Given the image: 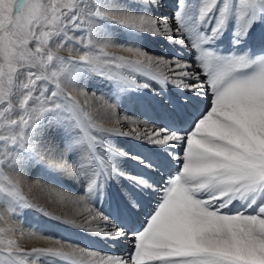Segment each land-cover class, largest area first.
I'll use <instances>...</instances> for the list:
<instances>
[{
  "label": "snow or ice",
  "instance_id": "1",
  "mask_svg": "<svg viewBox=\"0 0 264 264\" xmlns=\"http://www.w3.org/2000/svg\"><path fill=\"white\" fill-rule=\"evenodd\" d=\"M177 3L173 33L168 19L142 12L137 0H0V204L16 218L27 211L46 215L23 194L27 178L45 181L47 194L63 200L66 180H82L87 196L100 198L115 175L129 182V194L115 217L98 218L112 224L105 235L134 240L128 260L104 258L70 241L25 250L9 226L0 228V264H264V0ZM80 32L86 35L77 39ZM181 32L191 39L206 84L185 83L198 77L174 61L180 71L173 70V82L193 94L168 110L169 123L137 137L143 152L105 145L96 133H122L103 128L87 110L85 81L105 79L118 101L133 87L149 89L133 74L148 75L153 63L171 64L136 42L163 34L183 44V36L176 39ZM226 34L230 50L221 54L211 45ZM70 89H78L79 98ZM208 89L210 103L201 110ZM177 146L182 157L170 151ZM116 156L142 171H120L111 163ZM145 198L151 208L141 221L136 217ZM89 216L87 223L97 219L91 210ZM0 221L8 224L3 215ZM29 237L53 239L39 228Z\"/></svg>",
  "mask_w": 264,
  "mask_h": 264
},
{
  "label": "bare ground",
  "instance_id": "2",
  "mask_svg": "<svg viewBox=\"0 0 264 264\" xmlns=\"http://www.w3.org/2000/svg\"><path fill=\"white\" fill-rule=\"evenodd\" d=\"M172 1L173 0H137V3L142 5L141 11L147 15L160 20L168 19L170 27L172 28L173 33H175L178 25L175 23L174 16H171V8L176 7V4L172 3ZM82 35L86 34L84 32L77 33V39H79ZM186 35L187 33L181 32L176 35V39L179 40L180 37L183 36L184 43L182 45H184V51L190 55V60L182 58V55L180 57L172 56L174 54L173 50L166 45V41H170L167 36H164L163 34L149 35L151 40L158 39L157 43H155L158 44V46L156 48L153 46L154 43L152 41H147L146 47H141L142 50L147 52L148 55L154 59H162L169 62L171 64V68L168 64L164 65V63H161L156 65L153 63V66L157 67L165 74H158L152 70L148 75L133 74L139 84L148 83L150 85L147 90H136L135 87H133V90L125 99L118 101L111 97L108 100L101 95V90L98 93L92 87L90 88V80L85 81L91 105V107L87 110L92 112V115L96 119L97 123L102 125L103 128L117 129L119 133H122L121 135L110 134L108 132L96 133L98 138H100L105 145H111L114 150L122 149L123 151L131 154L143 152L144 141L138 139L137 137L142 136L145 131H151L154 128H158L161 125L169 123L168 116L170 113L168 110L176 107V102L181 97L193 94L183 88H178L173 82L177 80V77L173 72L175 69L174 61H181L189 65V67L183 70L195 73L198 77V80L183 78L185 83L191 84L200 82L206 84V78L203 70L199 67V63L196 60V56L198 54L196 53V50L192 48L190 40L188 39L189 37L187 38L188 35ZM228 40V36L225 35L222 39L217 40L213 44V47H218L220 48L219 50L229 51L230 43ZM123 42L124 41H118V43ZM139 45V41L136 42L135 46L140 47ZM172 45L175 44L172 43ZM68 46L69 45H66V47ZM70 46L73 48L77 47L74 44ZM107 50L118 55H130L119 47H110ZM60 51L69 53L65 49H61ZM153 51L161 52L163 54L159 53L160 55L158 56L154 54L155 52ZM72 54L78 56L81 53L73 51ZM164 54L169 55V57ZM175 71L178 72L180 70L175 69ZM153 76H155L156 79H152L151 77ZM160 79H166L168 83L166 85H162L159 83ZM105 90L106 92L108 90V93H110L109 87H106ZM70 91H72L74 96L79 98L78 89H70ZM201 91L204 90L202 89ZM92 93H95V95L93 96ZM144 97L148 98V100L150 98L153 104H150ZM210 97L211 91L208 89L207 95L201 97L204 103L200 104L199 108L203 110L207 107L210 103ZM160 101H163V104H161ZM109 105H111V108L108 107ZM152 105H155L156 108ZM153 107L155 109H153ZM173 127H177V125H173ZM186 127L187 124H184L183 128ZM170 151H173L176 156L182 157L179 146L175 149H171ZM105 158L108 159V156ZM111 163L114 164L120 171H124L129 174L134 175L142 171V169L139 168L133 160L126 157H112ZM175 167H179V164L177 163ZM170 171L174 172V169H170ZM8 174L13 175L10 170H8ZM166 176L167 173H165V178ZM114 179L117 180L118 183L120 182L119 185H121V187L116 188L114 186ZM151 179L157 184L162 183L161 176L159 174H152ZM72 181L75 182L73 184L65 182V199L61 200L55 197H50L47 194L45 191V188L47 187L45 181H38V179H33L31 177L27 178L22 184V188L31 196L32 200L35 201V204L43 209L44 213H46L44 216L49 218L50 221L48 223H44L41 217L33 215L26 218L25 224H21L20 220H18L19 222L13 221L8 217L9 215L4 212L3 216L8 219V224L0 221V228L9 226L15 227L17 231L14 238L18 239L20 247L25 250H31L35 247L59 246L57 241H70L93 252H97L104 258L113 257L128 260L130 254L134 251V240L132 236L129 234L120 237L119 239H113L111 236L105 235V233L113 231L112 224L105 223L103 220H100L98 218V214L103 213L104 215L110 217L116 216L117 207L122 206L124 198L128 196V193H126L123 185L130 189L129 182L113 175L109 181L105 196H103V198H90L86 194L85 184H83L82 180ZM146 199L149 203V207L151 208L150 198ZM1 209L2 208H0V210ZM89 210H91V215L97 216V219L92 223H87L90 219ZM235 210L236 209H233V211ZM138 212L139 215L136 219L142 221L145 213L142 211V208L139 209ZM44 227L46 235L52 237L53 239L29 237V232L32 228H39L41 230L44 229ZM21 233H23L22 238Z\"/></svg>",
  "mask_w": 264,
  "mask_h": 264
},
{
  "label": "rangeland",
  "instance_id": "3",
  "mask_svg": "<svg viewBox=\"0 0 264 264\" xmlns=\"http://www.w3.org/2000/svg\"><path fill=\"white\" fill-rule=\"evenodd\" d=\"M168 1H170V0H168ZM172 3H175L176 4V7L175 8H171V16H174V12L176 11V10H178V3H177V0H173L172 1ZM188 35V34H187ZM186 35V36H187ZM226 36H228L227 34H226ZM187 38H188V36H187ZM228 38H229V36H228ZM153 39V38H152ZM189 39V38H188ZM154 40H156V41H154ZM157 40L158 39H153V40H151V38H150V36L148 35L145 39H143V40H141V42L139 41V43H140V47H146V44H147V41H152L154 44H153V46L154 47H156L157 48V46H158V44H155V43H157ZM190 40V44H191V39H189ZM228 42H229V40H228ZM159 43V42H158ZM168 43V44H167ZM171 43V44H170ZM173 44H175L176 45V47H175V45H172V42L171 41H166V45L168 46V47H170L172 50H173V52H174V54L172 55V56H174V57H180L181 55H182V58H185V59H189L190 60V55H188V53L186 52V51H184L185 50V48H184V45H182V44H178V43H173ZM74 45H76V44H74ZM179 45V46H178ZM76 46H78V45H76ZM173 46V47H172ZM214 45H212V47H213ZM181 47V48H180ZM213 48H216V50L217 51H219L221 54H228L229 53V51H226V50H219L220 48H218V47H213ZM147 50V49H146ZM176 50H179V51H176ZM148 51H150V50H148ZM153 52H155L154 54H156V55H160V54H163V53H161V52H156V51H153ZM184 52V53H183ZM160 53V54H159ZM180 53V54H179ZM60 55H62V56H64V57H68L69 56V53H67V52H62V51H60V53H59ZM72 54V53H71ZM187 54V55H186ZM73 56H75V57H78V56H76L75 54H72ZM165 56H167V57H169V55H166V54H164ZM178 55V56H177ZM187 56V57H186ZM164 65H166L165 63H164ZM152 71H154V72H156V73H158V74H162V75H164L165 73L164 72H162L160 69H158L157 67H155V66H152V69H151ZM90 82H91V85H90V88L92 87L93 89H95V91L96 92H100V90H101V95H103L105 98H107L108 100L111 98V96H110V93H108V90H107V92H106V87L108 88V84H107V82H106V80L105 79H101V78H98V77H95V76H93L91 79H90ZM107 86H106V85ZM102 88H101V87ZM104 88V89H103ZM105 90V91H104ZM109 95V96H108ZM106 96H108V97H106ZM144 98H146V97H144ZM146 100L150 103V104H153V102H152V100L149 98V100H148V98H146ZM152 102V103H151ZM152 106H154L155 108H156V106L155 105H152ZM153 107V109H155ZM201 109V108H200ZM202 110V109H201ZM100 152H101V155H104V152H103V150H99ZM103 152V153H102ZM106 157V156H105ZM31 178H33V179H37V177H35V176H32ZM114 182V186L116 187V188H119V187H121V185H119L120 184V182L118 183V181L117 180H113ZM66 183H74L75 181H72V180H66L65 181ZM83 182V181H82ZM83 184H85L84 182H83ZM118 186H117V185ZM126 186L125 185H123V188L125 189V191H126V193H128L129 194V190L130 189H128L127 187L125 188ZM22 192H23V194L28 198V200H29V202L30 203H32V204H34V205H37V204H35V201H33L32 200V198H31V196L29 195V194H27L26 192H25V190L22 188ZM105 196V195H104ZM102 198H103V196H102ZM0 208H2L1 210H0V213L3 215L4 214V212L5 213H7V215H9V213L7 212V209H6V206L5 205H3V204H0ZM0 214V215H1ZM33 215H38L36 212H34V211H27V212H24V213H22V215L19 217V218H16V217H13V216H8L11 220H13V221H18V220H20L21 222V224H25L26 223V218L27 217H29V216H33ZM39 217H41V219H42V221L44 222V223H48L49 221H50V219L49 218H47L46 216H44V215H38ZM19 222V221H18ZM23 222V223H22ZM28 222V221H27ZM32 229H35V228H32ZM41 231L42 232H44L45 234H46V231H45V227H44V229H41ZM17 239V238H16Z\"/></svg>",
  "mask_w": 264,
  "mask_h": 264
}]
</instances>
